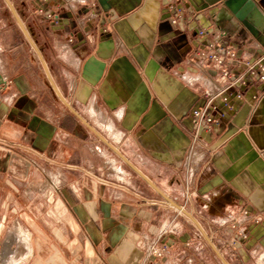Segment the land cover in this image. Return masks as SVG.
Listing matches in <instances>:
<instances>
[{
    "label": "crops",
    "instance_id": "1",
    "mask_svg": "<svg viewBox=\"0 0 264 264\" xmlns=\"http://www.w3.org/2000/svg\"><path fill=\"white\" fill-rule=\"evenodd\" d=\"M177 4L199 19L172 26L167 0H0V173L31 172L36 195L52 190L64 227L84 234L89 264L182 262L180 249L153 254L175 241L186 247L188 233L182 210L149 182L212 241H234L244 263L259 253L264 264V227L231 228L244 211L264 216V84L232 95L234 113L200 140L189 120L206 90L196 77L217 74L193 64L208 43L196 33L209 29L232 46L239 58L228 67L239 73L264 56V0ZM17 232L6 255L21 234L30 241Z\"/></svg>",
    "mask_w": 264,
    "mask_h": 264
},
{
    "label": "rangeland",
    "instance_id": "2",
    "mask_svg": "<svg viewBox=\"0 0 264 264\" xmlns=\"http://www.w3.org/2000/svg\"><path fill=\"white\" fill-rule=\"evenodd\" d=\"M2 164L3 160L0 159V165ZM19 170L7 174L0 173V264H89V256L81 248L85 242L84 234L78 231L71 233L69 227H64L67 223L65 220L59 219L58 208L56 204L52 203V190L45 189L42 195H36L37 190L34 187L30 188L28 184L32 180H39V178H35L34 173L19 172ZM190 175H188L189 178ZM53 181V177L49 175L50 185H53ZM8 198H11L9 199L11 203L7 202ZM181 214H183L181 218L187 220L184 228L188 233L187 242H184L186 247L177 245L180 241H175L177 244H173L172 249L171 246L163 244L155 249L154 256L162 259L169 249L174 252L177 251V253L180 249L185 256L180 264H223L196 229L194 223L187 219L183 212ZM36 218L42 222L37 221ZM249 221L255 224L253 220ZM242 222H244L243 224L246 223L244 220L239 223L237 221L232 222L231 228L238 230V224H242ZM36 224L40 230L36 229ZM218 224L221 225V222ZM32 228L40 233L37 235L39 237L31 234L32 232L28 229ZM18 229L21 233L29 234L30 241L26 243L25 236L22 234L18 236L12 255L7 257L5 250L9 246L8 239L13 236L17 237L19 235ZM62 232L64 237L60 236ZM243 235L245 234L241 233L240 237L243 238ZM36 237L39 238L38 241ZM209 237L211 238L210 235ZM243 239L245 240V238ZM70 243L74 244L73 249H70ZM213 243L229 264H263L260 262L262 257L259 253H254L251 260L244 263L241 255L239 257L238 254L232 252L233 246L236 245L234 241L229 247L223 243L220 244L215 241ZM29 249L34 251L25 258Z\"/></svg>",
    "mask_w": 264,
    "mask_h": 264
},
{
    "label": "built area",
    "instance_id": "3",
    "mask_svg": "<svg viewBox=\"0 0 264 264\" xmlns=\"http://www.w3.org/2000/svg\"><path fill=\"white\" fill-rule=\"evenodd\" d=\"M169 10L172 15L170 22L172 26L177 27L179 21L195 22L199 19V14L196 11H191L178 2L182 0H167ZM50 19L55 24H59V18L52 14ZM200 40H207L200 46L195 53V62L202 68L213 65L216 68V76L206 74L204 78L195 79V82H202L206 87L204 98L201 103L196 106L189 120L194 127V140H200L204 134H211L215 127H218L222 122L226 121L235 111V106L231 102V96L241 100L244 97V92L256 83L264 84V56L256 61L247 60L244 62V67L236 73L229 69L228 64L238 62V53L230 46L226 45L221 40L215 38V33L209 29H200L196 33ZM222 78L220 83L218 79ZM238 89L237 91H235ZM235 91V92H233ZM190 176L194 175V171L190 170ZM253 220L256 225L264 227V216H253L247 211L244 212V221ZM247 239L248 235H243ZM156 253V252H155Z\"/></svg>",
    "mask_w": 264,
    "mask_h": 264
},
{
    "label": "water",
    "instance_id": "4",
    "mask_svg": "<svg viewBox=\"0 0 264 264\" xmlns=\"http://www.w3.org/2000/svg\"><path fill=\"white\" fill-rule=\"evenodd\" d=\"M14 11V14L20 24V27L23 31V33L25 34V36L27 37V39L29 40V42L31 43V45L33 46V48L35 49V51L38 53V55L40 56V59L42 60L43 64H44V67H45V70H46V73L50 79V81L52 82V84L54 85L53 83V80H52V77H51V74L49 72V69L39 51V49L37 48L36 44L34 43V41L32 40L31 36L29 35V33L27 32L26 28L24 27V25L22 24L18 14ZM60 95V94H59ZM60 98L61 100L71 109V106L66 102V100L60 95ZM131 165V164H130ZM132 166V165H131ZM132 168L134 170H136L133 166ZM138 173H140L138 170H136ZM141 176H143L141 173H140ZM144 177V176H143ZM145 178V177H144ZM146 179V178H145ZM147 180V179H146ZM148 181V180H147ZM149 182V181H148ZM149 184L151 186H153L170 204H172L174 207H176L177 209L179 210H182V212L194 223V225L197 227V229L201 232V234L203 235V237L205 238V240L208 242L209 246L212 248V250L215 252V254L218 256V258L221 260V262L223 264H229V262L225 259V257L221 254V252L217 249V247L215 246V244L213 243V241L211 240V238L208 236V234L205 232V230L203 229V227L201 226V224L197 221V219L192 216L188 211H186L184 208H182L180 205H178L177 203H175L173 200H171L170 198H168L165 194H163L158 188H156L151 182H149Z\"/></svg>",
    "mask_w": 264,
    "mask_h": 264
},
{
    "label": "bare ground",
    "instance_id": "5",
    "mask_svg": "<svg viewBox=\"0 0 264 264\" xmlns=\"http://www.w3.org/2000/svg\"><path fill=\"white\" fill-rule=\"evenodd\" d=\"M15 240V239H14ZM13 245L15 244V242L14 243H12ZM12 253H13V251L10 253V252H8V254H7V256H9V255H12Z\"/></svg>",
    "mask_w": 264,
    "mask_h": 264
}]
</instances>
